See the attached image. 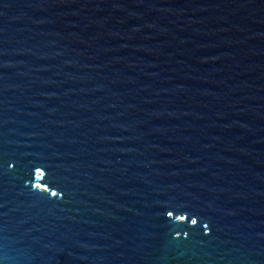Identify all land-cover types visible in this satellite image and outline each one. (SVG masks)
I'll use <instances>...</instances> for the list:
<instances>
[{"label": "water", "instance_id": "obj_1", "mask_svg": "<svg viewBox=\"0 0 264 264\" xmlns=\"http://www.w3.org/2000/svg\"><path fill=\"white\" fill-rule=\"evenodd\" d=\"M0 264H264V0H0Z\"/></svg>", "mask_w": 264, "mask_h": 264}]
</instances>
